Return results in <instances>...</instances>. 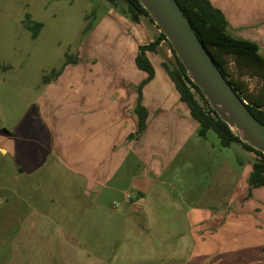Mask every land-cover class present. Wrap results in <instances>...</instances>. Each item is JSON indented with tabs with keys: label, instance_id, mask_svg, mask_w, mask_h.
Returning <instances> with one entry per match:
<instances>
[{
	"label": "crops",
	"instance_id": "obj_1",
	"mask_svg": "<svg viewBox=\"0 0 264 264\" xmlns=\"http://www.w3.org/2000/svg\"><path fill=\"white\" fill-rule=\"evenodd\" d=\"M210 1L226 15L231 33L257 42L264 56V0ZM143 18L149 17L130 20L109 10L85 27V43L64 52L59 67L42 71V89L21 120L43 153L34 168L50 163L75 177V186L81 181L86 192L99 185L122 192L124 204L113 214L75 210V229L47 236L37 246L40 258L30 264H264V185L248 182L254 152L240 147L234 158L216 148L219 159L199 164L205 180L200 197L194 196L199 202L186 209L158 182L191 141L203 138L199 122L157 61L158 49L147 53L155 69L142 88L147 125L139 138L129 139L138 124L137 86L148 76L136 64L139 46L160 33ZM41 30L31 37L38 39ZM75 51L78 62L65 64ZM45 76L51 78L44 81ZM0 151L11 152L3 146ZM115 178L121 185L111 183Z\"/></svg>",
	"mask_w": 264,
	"mask_h": 264
},
{
	"label": "rangeland",
	"instance_id": "obj_2",
	"mask_svg": "<svg viewBox=\"0 0 264 264\" xmlns=\"http://www.w3.org/2000/svg\"><path fill=\"white\" fill-rule=\"evenodd\" d=\"M112 9L130 20L135 18L123 13L124 3L115 9L105 0H0V146L11 151H0V264H9L13 259L19 264H30L33 257L40 258L37 246L47 236L56 238L60 229H75V210L91 208L92 213L101 209L113 214L124 204L122 192L105 185L86 192L81 181L75 186V177L50 163L35 169L43 153L37 151L38 145L32 140L33 130L21 121L42 89V71L59 67L64 52L85 43L87 24L92 26ZM92 11L95 15L86 20L85 16ZM26 14L44 24L38 39L31 37L24 21ZM143 20L151 25L149 18ZM157 49V61L173 68L175 59L169 44L163 41ZM78 54L75 51V56ZM229 60L230 76L243 81L252 98L264 97V79L239 69L232 56ZM4 66L9 68L4 70ZM19 133L22 137L17 136ZM233 147H223L217 134L209 131L206 138L191 141L158 182L183 208L198 204L195 197H200V187L205 182L201 179L200 162L219 159L216 148L234 158V149L244 150L238 142ZM111 183L121 185L119 178ZM89 220L87 214L85 224ZM33 228L37 230L32 231ZM69 233L75 236V232ZM59 250L54 247V254L58 256Z\"/></svg>",
	"mask_w": 264,
	"mask_h": 264
},
{
	"label": "trees",
	"instance_id": "obj_3",
	"mask_svg": "<svg viewBox=\"0 0 264 264\" xmlns=\"http://www.w3.org/2000/svg\"><path fill=\"white\" fill-rule=\"evenodd\" d=\"M105 1L115 9L120 8L121 4L124 3L126 9H122L123 13L130 14L134 17L145 15L155 23L139 0ZM177 1L223 75L239 93L240 97L248 102L247 106L251 113L258 120L264 122V97L252 98L248 92L247 85L243 81L230 76L229 68V57L232 56L239 69H244L252 76H258L264 79V56L259 51L258 43L233 35L230 31V25L226 15L222 10L215 7L210 0ZM24 21L31 30L32 36L36 37L43 27L42 22L32 20L28 14H26ZM90 27L91 24L87 25L86 30ZM162 41H166L169 44L175 59V66L173 68L167 63H163V65L175 83L180 94V99L188 105L191 115L199 122V135L205 138L209 131H214L223 147H230L232 143L238 142L244 149L254 152L257 158L252 162V171L248 182L252 187L264 185V152L242 141L212 109L208 100L200 88L192 81L175 50L162 32L153 41L139 46L136 64L139 69L147 72L148 76L137 86L138 98L134 111L138 117V124L136 131L129 135V139L139 138L146 128L148 111L142 104V88L155 75L154 66L149 60L147 53L156 52ZM72 62H78L77 56L74 58L72 55H67L65 64ZM59 73L60 71L53 77ZM50 78L49 76H45L43 80L48 81ZM196 95H199L200 98Z\"/></svg>",
	"mask_w": 264,
	"mask_h": 264
},
{
	"label": "water",
	"instance_id": "obj_4",
	"mask_svg": "<svg viewBox=\"0 0 264 264\" xmlns=\"http://www.w3.org/2000/svg\"><path fill=\"white\" fill-rule=\"evenodd\" d=\"M166 36L212 109L241 138L264 152V122L249 110L200 40L177 0H139Z\"/></svg>",
	"mask_w": 264,
	"mask_h": 264
}]
</instances>
